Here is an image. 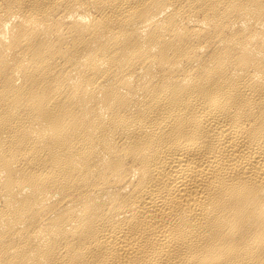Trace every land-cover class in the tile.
<instances>
[{
	"label": "bare ground",
	"instance_id": "obj_1",
	"mask_svg": "<svg viewBox=\"0 0 264 264\" xmlns=\"http://www.w3.org/2000/svg\"><path fill=\"white\" fill-rule=\"evenodd\" d=\"M0 264H264V0H0Z\"/></svg>",
	"mask_w": 264,
	"mask_h": 264
}]
</instances>
